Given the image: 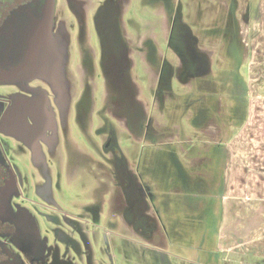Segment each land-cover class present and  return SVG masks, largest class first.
I'll list each match as a JSON object with an SVG mask.
<instances>
[{"label": "flooded vegetation", "instance_id": "af4514ba", "mask_svg": "<svg viewBox=\"0 0 264 264\" xmlns=\"http://www.w3.org/2000/svg\"><path fill=\"white\" fill-rule=\"evenodd\" d=\"M49 1L53 8L45 36L39 25ZM61 2L0 0V83L23 80L21 91L0 98V264H84L89 258L88 249L78 250L72 216L49 203L52 186L45 180L42 186L25 189L8 139L38 155L40 146L68 122L95 121L103 127L106 156L115 162L112 174L118 178L123 210L141 220L148 211L147 190L123 163L109 118L122 120L129 129L130 121L152 120L133 79L138 70L144 71L155 105L175 103L174 87L201 81L208 70L199 38L182 20L179 0H156L160 28L139 16L124 23L129 0H63L68 8L55 20ZM77 38L79 52L72 44ZM158 39L164 42V53L159 52ZM205 100L196 98L198 113L206 111ZM212 119L209 122H217ZM185 137L170 135L182 142L181 150H186ZM38 205L60 213V218L45 219L47 228H41L44 218Z\"/></svg>", "mask_w": 264, "mask_h": 264}, {"label": "rangeland", "instance_id": "374dc122", "mask_svg": "<svg viewBox=\"0 0 264 264\" xmlns=\"http://www.w3.org/2000/svg\"><path fill=\"white\" fill-rule=\"evenodd\" d=\"M58 1L60 3L61 0ZM179 2L182 20L199 38L200 47L208 59L204 79L189 80L186 86L179 83L174 87L175 103L158 101L155 105L151 101L152 90L147 87L144 71L138 70L133 79L146 115L152 120L138 124L130 121L134 125H131L132 129L125 127L122 120L110 117L108 121V125L115 129V140L123 163L147 190L148 211L143 219L131 218L123 210L121 191L116 186L118 178L112 174L115 162L106 156L102 145L103 127L95 121L85 118L82 122H68L65 128L55 135L53 133V138L40 146L42 151L38 155L8 139L20 179L27 182L23 183L25 189L42 186L46 180L53 188L50 197L53 202L49 203L59 212L72 216L71 220L78 229V250L88 249V262L84 264H214L215 258L219 264H227L223 262L224 254L215 251L217 219L202 222L196 217V220L189 221L181 208L179 196H186L189 188L192 190L191 183H182L181 192H169V175H173L176 181V174L172 169L168 170V161L171 160L168 151L175 149L179 160L182 163L186 160V153L180 152L182 142L176 138L172 141L170 135L176 132L185 134L189 140L187 146L191 145L196 150L205 145L213 148V144L204 143L209 137L201 133L203 126L211 123L208 119L219 121L223 115L231 123L243 119L252 36L243 35L242 31L244 25L251 27L247 21H254V26L264 21V11H259V8H264V0ZM64 5L62 0V7L56 9L59 11L55 20H58V13L67 7ZM155 5L156 0H129L122 20L126 23L139 16L144 21L153 22V28H160L161 16ZM248 17L250 20H246ZM79 31L75 30L76 36ZM158 43L159 52L164 53V42L158 39ZM72 44L79 52L78 38ZM22 84L23 80L13 84L0 83V98L21 91ZM204 85L209 89H203ZM198 97L200 103L206 98L204 112L197 111L200 105L196 104ZM192 175L197 176V173ZM177 182L182 180L178 178ZM174 189L178 191V187ZM183 198L186 200L187 197ZM169 199H174L168 214L172 222L167 221L166 213L157 208V203L162 206ZM42 201L47 200L43 198ZM24 207L30 211L33 209L26 204ZM188 207L189 214H192V206ZM35 208L44 218L40 220L41 228H47L45 219L60 218V213L44 205Z\"/></svg>", "mask_w": 264, "mask_h": 264}, {"label": "crops", "instance_id": "0c3cea01", "mask_svg": "<svg viewBox=\"0 0 264 264\" xmlns=\"http://www.w3.org/2000/svg\"><path fill=\"white\" fill-rule=\"evenodd\" d=\"M247 23L251 27L244 25L242 32L252 36V57L243 119L231 123L223 115L214 124H205L201 133L209 140L204 143L213 144V148L186 146L180 150L186 153L184 163L177 151L168 161V170L176 174V181L169 175V192H181L185 183H191L192 190L187 189L183 196L186 200L179 196L181 208L189 221L196 217L202 222L217 219L215 251L224 254L227 264H264V21L255 26L254 21ZM173 201L166 200L162 206L157 203L169 222ZM188 206H192V214ZM216 259L214 264H219Z\"/></svg>", "mask_w": 264, "mask_h": 264}, {"label": "water", "instance_id": "95a60500", "mask_svg": "<svg viewBox=\"0 0 264 264\" xmlns=\"http://www.w3.org/2000/svg\"><path fill=\"white\" fill-rule=\"evenodd\" d=\"M52 8H53V3L52 1H49L46 4L45 9L43 10V18L39 25L40 30L42 31V33H44L45 36L47 35L49 30V22L52 16Z\"/></svg>", "mask_w": 264, "mask_h": 264}]
</instances>
